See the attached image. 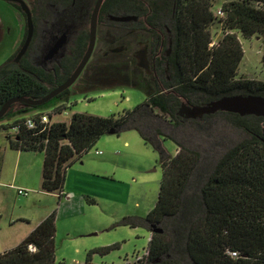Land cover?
<instances>
[{
	"label": "trees",
	"instance_id": "1",
	"mask_svg": "<svg viewBox=\"0 0 264 264\" xmlns=\"http://www.w3.org/2000/svg\"><path fill=\"white\" fill-rule=\"evenodd\" d=\"M76 1L43 0V3L49 9L58 11L62 8L67 13L74 9L72 5L75 2L76 6ZM80 3L83 15L87 0H80ZM214 7L215 0H107L103 10L107 9L113 15H133L141 9L151 27L160 25L161 31L164 26L170 28V53L167 57L163 55L167 45L165 39L160 49L163 52L158 56L161 64L156 66L155 72L147 76L134 70L131 72L134 75L125 79L132 87L144 92V102L117 116L72 112L68 121H56L55 115L63 110L70 111L74 105L66 107L69 102V90H66L38 107L13 104L0 119V131L13 130L7 135L11 148L43 153L41 188L57 193L59 197L63 196L67 168L111 131L134 129L145 140H151L146 133L158 117L178 127L185 123L199 125L204 118L222 115L247 134V139L219 159L199 189L201 202L194 196L193 211L187 209L188 197L184 195L200 161L199 152L176 143L175 154L163 156L157 200L144 221L150 232L144 264H183L169 257L170 251L181 244L193 264H264L262 118L220 111L200 119H184L178 115L183 101L202 105L236 94L264 97V81L238 75L243 58L240 37L264 34V0H224L216 10ZM54 24H58L56 17ZM214 26L220 29L217 39L212 32ZM114 27L117 29L122 25L118 22ZM87 42L86 31L75 43L70 57L56 65L54 71L32 64L22 70L14 69L8 62L2 64L0 107L15 97H43L71 75ZM110 67L118 69L121 63H113L106 69ZM125 67L127 71L132 69L126 62ZM58 98H62L58 106L50 108ZM15 106L28 110L13 113ZM25 112L28 113L24 115ZM44 114L48 116L47 123L40 122ZM6 118L11 121L1 123ZM29 118L34 122L33 127L26 125ZM160 127L154 128V133L159 136ZM179 219L181 222H177ZM152 224L160 227L162 232H151ZM55 233L56 210H53L20 243L0 253V264H55ZM117 247L114 243L91 249L85 260L90 261L92 254L104 255Z\"/></svg>",
	"mask_w": 264,
	"mask_h": 264
},
{
	"label": "rangeland",
	"instance_id": "2",
	"mask_svg": "<svg viewBox=\"0 0 264 264\" xmlns=\"http://www.w3.org/2000/svg\"><path fill=\"white\" fill-rule=\"evenodd\" d=\"M223 1L215 0L214 10L220 7ZM164 30L169 31V27ZM0 32L1 66L21 46L25 35V21L22 14L4 0H0ZM212 32L214 38L217 39L220 36V29L217 26L213 27ZM240 41L243 58L239 65L238 75L255 81H264V34L251 38L240 37ZM102 47L103 45L98 41L89 62L70 88L68 101L71 104L74 103L71 110L57 115L54 120L67 121L72 112H84L104 117L117 116L144 102V92L132 87L128 84L129 80H125L134 75L132 71H138L135 65H132L130 58L126 54L105 55L101 50ZM116 62L121 63L120 68L106 69L108 65ZM125 62L132 69L127 71ZM106 70L113 73L109 74ZM60 99L62 98L53 102L50 108L60 103ZM26 108L15 106L13 113L28 110ZM10 121L11 118H6L1 123ZM199 122V125L185 123L173 127L164 118L158 117L157 121L151 123L152 128L146 133L151 140H145L134 129L105 134L98 142L105 145L107 152L96 144L83 156L87 164L83 165V162L78 159L67 168L69 170L80 166L85 172L95 174L88 176L91 184H87L73 183L72 179H69V173H66L65 182L68 186L65 183L64 192L70 189V194L78 198L83 197L82 205L77 204L67 213L66 208L61 205L63 199L58 198L57 193L43 191L40 179H37L35 187L31 189L0 188L3 218L11 210L14 198H17L15 200L17 206L21 207L15 208L16 212L21 211L30 218L43 214L42 212L50 213L56 210L55 264L84 262L89 250L114 243H117L118 247L109 253L92 254V264L101 262L120 264L124 260L132 262L135 255L140 257L143 254L148 244L150 232L144 221L157 200L162 178L163 156H173L177 149L176 143L184 144L199 152L200 161L184 195L188 197L187 209L193 211L194 196L198 202H201L199 189L206 182L219 159L228 150L248 138L247 134L230 123L226 116L215 115ZM158 126H161L160 136L154 133V128ZM12 132V129L1 130L0 144L4 143L7 135ZM154 143L161 145H154ZM95 148L101 150L104 156L110 155L111 161L106 164L107 166L92 167L93 163H96V158L100 157L93 153ZM1 155L0 153V158ZM96 168L108 172V175L94 173L97 171ZM11 169L9 162L5 165L7 177L10 176ZM17 189L27 191V203H22V199L26 197L24 194H18ZM18 200L21 201L20 205ZM177 222H181L180 219ZM1 224L0 253L16 246L20 240V237H17L19 234L17 228L10 227L4 222ZM169 257L176 258L183 264H193L182 244L179 248L174 247Z\"/></svg>",
	"mask_w": 264,
	"mask_h": 264
},
{
	"label": "flooded vegetation",
	"instance_id": "3",
	"mask_svg": "<svg viewBox=\"0 0 264 264\" xmlns=\"http://www.w3.org/2000/svg\"><path fill=\"white\" fill-rule=\"evenodd\" d=\"M4 1L18 9L24 18L19 3L9 0ZM23 1L28 5L32 15V21L34 24L32 40L27 51L21 57L18 58V53L21 48L20 46L7 62L14 69L22 70L27 64H32L46 71H54L56 65H61V62H65L66 59L70 57L75 43L83 32L87 31L89 39L92 10L97 0H87L83 15L81 14V6H79L81 4L80 0H78V2L76 1V6H74L75 2H73L72 6L74 9L67 13L65 9L62 8L58 11L49 9L48 5L43 3V0ZM106 2L107 0H103L97 15L95 47L97 46L98 41H100L103 45L101 50L105 55L126 54L132 61V65L134 64L139 71L147 76L152 75L155 72L156 66L161 64L160 57L158 56L159 52H163V50L160 51V49H162V42H164L165 39H167V45L166 49H164L163 55L167 57L170 53L172 46V34L170 28L169 31L167 30V32H165L164 29L167 26H164L162 31L160 30V25L151 27L147 23L146 15L141 12V9L140 12L133 15H126L124 13L113 15L112 13H109L107 9L103 10ZM112 16H133L134 18L126 21H116L112 19ZM55 17L58 20L57 25L54 24ZM118 22L121 23L122 27L116 29L114 24ZM62 38L63 41L57 50L51 52ZM67 78L64 81H66ZM70 88L66 90H69L70 92Z\"/></svg>",
	"mask_w": 264,
	"mask_h": 264
},
{
	"label": "water",
	"instance_id": "4",
	"mask_svg": "<svg viewBox=\"0 0 264 264\" xmlns=\"http://www.w3.org/2000/svg\"><path fill=\"white\" fill-rule=\"evenodd\" d=\"M12 2H17L20 5V9L24 14L25 18V38L21 45V48L18 53V58L21 57L28 49L33 32H34V24L32 21L31 11L28 5L23 0H9ZM103 0H97L94 8L92 10L91 20H90V30H89V39L87 49L77 65V67L73 70L71 75L64 81L62 84L48 92L45 96L39 99L34 98H23V97H15L7 100L1 107H0V119L6 114L8 109L11 105L15 103H21L26 106L31 107H38L41 106L57 95L65 91L66 89L70 88L78 79L81 72L87 65L96 41V23H97V15L102 4ZM134 18L133 16H112L113 20L116 21H126L128 19ZM63 38L60 40L59 43L55 45L51 52H55L57 48L60 46ZM229 112L237 114L241 117L244 116H255L261 117L264 122V97L261 95H243V94H236L231 96H223L218 99L209 101L206 104L202 105H191L188 102H183L179 109L178 115L184 119H200L204 115L213 114L215 112ZM115 131H111L109 134H114ZM151 232H158L161 233L162 229L158 227L156 224H152Z\"/></svg>",
	"mask_w": 264,
	"mask_h": 264
},
{
	"label": "crops",
	"instance_id": "5",
	"mask_svg": "<svg viewBox=\"0 0 264 264\" xmlns=\"http://www.w3.org/2000/svg\"><path fill=\"white\" fill-rule=\"evenodd\" d=\"M35 112L36 111L32 113H35ZM69 118L67 119V121L69 120ZM96 144L97 146L104 148L105 151L107 150L104 144L102 143L100 144V142ZM0 153L2 154L1 155L2 157L0 158L1 159L0 160V182H1L0 188L1 189L3 188H10V189L13 188L14 189L15 187H19L21 189H24V188L31 189L35 187L37 179H40V185H41L43 153L34 152V151L15 150L10 147L8 140L0 144ZM93 153L97 157L100 156L96 158L97 159L96 163H93V166H92L93 168L94 167L102 168L104 166H107L106 164L111 161L110 155L106 154V156H104V153H102L101 150H98L95 148ZM83 156L79 160L80 162H83V165H84V164H87V161ZM9 162H10L12 169H11L10 176L7 177L5 174V165L6 164L8 165ZM88 165H92V164H88ZM70 169L67 170V174L69 173V179L71 178L73 183L83 182V183L91 184V179L88 176H93L95 174H91L90 172H85L80 166L79 167L75 166L74 168H70ZM94 173H100L101 175H108L107 174L108 172L98 170V169ZM66 184L68 186V183ZM57 197L60 199L61 198L63 199L62 200L63 202H61V205H63L64 208H66L65 210L67 213H69L71 209H74L77 204L82 205V202H83V197L78 198L74 196V194H70V189L68 192L63 191V196L59 197L57 195ZM15 200H17V198H14L12 208L9 212L5 214V218H3L4 217V214H2L3 208H2V204H0V225H2L1 223L4 222L5 224L10 225V227L14 226V228H17L16 230L19 233L17 237H20L19 238L20 240L17 243H20L35 228V226L42 219L48 216L51 212L50 213L42 212L43 214H38V216H35L34 218H30L29 216H27L21 211L16 212L15 208L17 207L21 208V207L17 206V201ZM27 202H28V197H26L25 199H22L23 204ZM18 203L20 205L21 201L18 200Z\"/></svg>",
	"mask_w": 264,
	"mask_h": 264
},
{
	"label": "built area",
	"instance_id": "6",
	"mask_svg": "<svg viewBox=\"0 0 264 264\" xmlns=\"http://www.w3.org/2000/svg\"><path fill=\"white\" fill-rule=\"evenodd\" d=\"M71 105V103L70 102H68V103H66V107H69ZM57 106H58V104H57ZM56 107V106H55ZM54 108V107H53ZM68 110H63L60 114H58V115H62L63 113H66ZM57 115H55V117H56ZM49 120H48V116L47 115H42L41 117H40V122L41 123H47ZM26 125L28 126V127H33V125H34V122H33V120H32V118H29V119H27L26 120ZM17 193L18 194H24V195H27V191H24V190H21V189H18L17 190ZM150 236V235H149ZM148 241H149V239H148ZM147 248V247H146ZM233 255L235 254V253H232ZM146 256H147V251H146V249L144 250V252H143V254L139 257L138 255L136 256H134L135 257V259L132 261V262H128L127 260H124L122 263H120V264H144V262H145V258H146ZM64 264V263H63ZM66 264H72V263H66ZM74 264H92V262H91V260L90 261H84V262H80V263H74ZM100 264H114V263H106V262H101Z\"/></svg>",
	"mask_w": 264,
	"mask_h": 264
}]
</instances>
